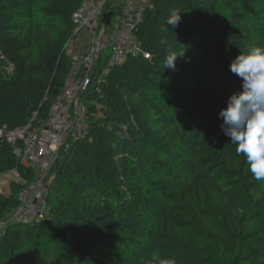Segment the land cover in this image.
Returning <instances> with one entry per match:
<instances>
[{"label": "trees", "instance_id": "trees-1", "mask_svg": "<svg viewBox=\"0 0 264 264\" xmlns=\"http://www.w3.org/2000/svg\"><path fill=\"white\" fill-rule=\"evenodd\" d=\"M83 2L0 0V128H17L32 119L36 126L47 120L73 69L67 47L74 40L73 15ZM172 11L181 12L174 32L164 27ZM135 36L152 58L129 56L111 65L104 82L94 81L80 95L87 102L89 133L60 151L52 166L49 211L40 223L10 220L19 206L18 193L33 183L35 171L0 138V174L18 170L22 176L20 181L12 180L8 194L0 192V241L4 237L1 243L10 244L9 251L0 254V264H46L22 254L28 246L22 232L26 227L38 229L45 239L55 236L64 264H119L117 256L124 262L132 242L141 244L155 235L152 228L170 247L191 254L199 264H264V191L260 192L245 158L237 155L224 135L218 118L228 97L240 88L230 62L240 51L264 45V0H153L143 11ZM181 53L175 70L164 68L169 55ZM108 57L106 52L98 60L103 62L98 74L106 68ZM104 104L108 111L97 118V105L103 108ZM150 113L156 120L143 118ZM157 125L166 129L158 131ZM159 132L164 133L162 138ZM152 133L177 156L191 154V171L179 181L167 172V183L153 185L167 209L158 227L147 228L136 225L135 215L133 222L128 221L126 210L128 204L143 206V196L152 191L143 182L150 178L156 182V173L141 169L127 179L120 176L119 167L127 175L129 165L124 161L137 160L125 148L131 140L136 146L140 135ZM120 145L125 150L117 158L114 154ZM87 155L95 159V177L102 185L100 200L95 202L62 190L64 182L73 190L85 187L83 157ZM160 161V167L166 168ZM68 211L72 222L62 229ZM118 213L123 218H115ZM114 241L121 250L110 246ZM105 247L113 257L105 258L109 254Z\"/></svg>", "mask_w": 264, "mask_h": 264}, {"label": "rangeland", "instance_id": "rangeland-1", "mask_svg": "<svg viewBox=\"0 0 264 264\" xmlns=\"http://www.w3.org/2000/svg\"><path fill=\"white\" fill-rule=\"evenodd\" d=\"M152 1L153 0H145V3L142 4V0H134L135 8H137V9H141L144 7L146 8L148 5H151ZM118 2H119V5L117 6V8H114L113 4H112L113 1H112L110 3V5L106 8V10L103 12L105 14L101 15L99 17L100 22L105 21L107 23L106 33L110 34V35L116 31L117 21H118V17H119L118 14L120 13V6L123 4L122 3L123 0H118ZM114 14L116 16H114ZM99 33H100L99 29L95 30L94 32H92L90 30H84L83 33H80L78 35H75L72 33L73 34L72 38H74V40H72L70 46L67 47V51H68L70 58L73 60V69H72L71 74L68 76L66 82L68 80H79V78L82 79L83 77H89L91 79L92 83H94V81H95L98 84H100L101 82L105 81V76L108 73V69L111 66L110 63H108V60H106L107 61L106 68L104 69V67H103L102 72L99 74H98V65L103 64L102 61H100L101 63L98 61L95 65L90 66V67L86 66L84 64V56L89 53V50L91 47V42H93L92 40H94V38L99 37ZM84 68H85V71H84ZM91 87H92V85H91ZM100 87L97 86L96 88H98L100 91ZM54 102L52 103V106H53ZM93 103H96V101H93ZM81 104H82V108H84L85 111H87L86 110L87 109L86 108L87 102L84 100V102L82 101ZM174 108L177 110H180L178 108V106L176 107L174 105ZM51 109H52V107H51ZM51 109H50V111H51ZM100 109H102L104 111V113ZM107 111H108L107 105L104 104L103 108L101 106L97 105V113H96L97 118L103 116V114H106ZM185 112L189 113V115H194V113H195L194 111L191 112V110H189L188 108L185 109ZM151 113H150V116L146 115L143 118L145 120H147V119L156 120L155 115L152 114V116H151ZM48 117H49V115H48ZM48 117H47V119H48ZM151 117H152V119H151ZM156 117L158 118L157 115H156ZM87 119H88V117H87ZM172 120L175 121L174 118ZM172 120L171 119H168V121L165 120L167 123L169 122L171 128L174 127V126H172V123H173ZM46 121H45V123H46ZM28 123H26V124H28ZM45 123L40 124V122H39L40 125L37 123L36 126L39 125V126H37L38 129H42L43 126H45V125H43ZM25 125H23V126H25ZM23 126H18V127H23ZM156 129H158V131H159V130H163L166 128L165 127H159L157 125ZM159 135L162 138L164 133L159 132ZM140 136L142 137V139L140 141H138V143H136V146H135V144H133L134 142H132V140L130 139L131 140L130 141L131 146H128L125 148L126 150H128L127 152H129V154H132L133 160L136 159L137 162L136 161L130 162L129 160L124 161V162H126L127 166L129 165L128 166L129 171L127 172V175H126V171L124 170V167H119L120 176L122 178L128 179V176H131V175L135 176L137 174L139 175V173H140L139 171H141V169L142 170L151 169L154 173H156V177H155L156 182L152 181L151 178L147 182H143L146 186L148 185V187L152 188V191L147 192L146 195L143 196V198H145V201L142 204L143 206L136 207L135 205L128 204L127 207L130 210H126V213H127L128 221L130 220V222H133L135 220L132 218V215H135L137 217V224L136 225H138L139 227L140 226L141 227L146 226L147 228L158 227L157 224L160 223L161 220L163 219V214H164L165 210L167 209V205L164 202V199L158 193V190L156 189L157 187L155 188L153 185L160 186V185L167 183V182H165L166 181L165 177H167V175H166L167 172L171 173V177L175 178V180L179 181L180 179L185 178L182 174H185V173H188L191 171V162H190L191 154H190V156L187 155V156L180 157V156H177L175 153L166 150L165 146L162 145L161 143H159V141H157L156 137L158 138V135H154L153 133H152V135H150L148 137H145L143 135H140ZM125 149H123V147L120 145L117 148L114 156L117 158H120V154L122 152H124ZM83 158H84L85 163L87 165V171H86V177H87L86 182L87 183L85 184V187L83 189L81 188V189H74L73 190L70 185H68L67 183L64 182V185L62 186V190H65L66 192L72 193L71 195L69 193V196H73V194L75 196L77 195L79 198H81V200H83L85 202H89V201L95 202L97 200H100L98 193L101 191V188H102V185L100 184V180L96 179L95 173H94V164H95L94 161H95V159L92 157L93 158V160H92L90 155L89 156L87 155V157L84 156ZM161 159L164 160L165 161L164 163L167 164L166 168L160 167L162 164V162L160 161ZM136 163H137V165H136ZM175 163H176V165H175ZM120 164H122V162H120ZM177 164H179V166H177ZM180 164L182 166H180ZM163 169H165V170H163ZM13 171L14 170L9 171V172L4 173V174H1L0 188H2V191L0 190V192H3L5 194H8L10 192L12 180H16L14 177ZM50 171H51L50 172V184H51V181L53 179V174H55V173L53 172L52 169ZM54 171H56V170H54ZM178 183H181V182H178ZM259 184H260V192H263L264 191V182L259 181ZM49 187H50V185H49ZM112 189L115 192H116V190H118L115 182H113V184H112ZM48 192H49V189H48ZM109 194L110 193H107V195H109ZM114 204L116 206L120 205L117 202H114ZM125 207H126V205H122V208H125ZM236 209L238 210V207H236ZM64 218L65 219L63 221L61 220V224H60L62 229H64L63 227H66L68 224H71V222H72V215L70 214L69 211H68V213L65 214ZM115 218L119 219V218H123V216L118 213V215H116ZM108 221L110 223H112L111 218H108ZM67 222H68V224H67ZM2 223L4 224V225H2V229H3V226H5L6 221L5 222L3 221ZM115 223H117V221ZM111 227H116V225H113ZM37 230L38 229L26 227L22 231L24 233V235L26 236L27 242H28L27 251L25 250V252H23L22 254L26 258H30L37 263H40V261L41 262L44 261L46 264H64V260H63V256H62L63 255L62 249L59 247V245L57 243L58 242L57 238H55V236H53V238L51 240L42 238V235H40ZM152 230H153L155 235L151 236V238L148 237V239L143 240V242L141 244L136 240L134 242H132V246L128 247L129 248L128 252H129L130 256L127 260H125L124 262H120L119 261L120 258L117 256L116 260L118 259L119 264H158V262L161 260H163L165 262H167L169 260H174L175 264H199L191 254L186 253V252H182V251H179L175 248L170 247L165 242V240L161 239L160 235H158L157 229L152 228ZM1 231H3V230H1ZM4 234L7 235L8 232L7 231L3 232L2 237ZM6 235H5V237H6ZM3 239H4V237H3ZM1 241H0V243H1ZM116 243L117 242L114 241L113 243H111L110 246H117ZM9 245L10 244L7 242V240H4L0 244V254H5L7 251H9ZM100 248L101 249L104 248V245H101ZM109 248H111V247H109ZM118 248L120 249V248H122V246L118 245L117 249ZM106 249L108 251H106ZM134 250L137 251L136 254L133 252ZM104 251L109 253V254L105 255L106 259L108 257L114 256L112 254L113 252L109 251L108 247L107 248L105 247Z\"/></svg>", "mask_w": 264, "mask_h": 264}, {"label": "built area", "instance_id": "built-area-1", "mask_svg": "<svg viewBox=\"0 0 264 264\" xmlns=\"http://www.w3.org/2000/svg\"><path fill=\"white\" fill-rule=\"evenodd\" d=\"M112 1L113 7L117 8L118 0H84L73 15V34L78 35L84 30H100L99 37L92 40L89 53L84 56L86 66L95 65L106 52L109 57L104 60H108L110 65H119L129 56L152 58V54L142 47L135 36L145 7L137 9L134 0H123L116 31L110 35L106 33L107 23L100 22L99 17L104 15L103 12ZM144 3L145 0H142ZM91 85L93 83L89 77L68 80L42 129L34 126L33 120L23 127L0 128V138L10 143L14 154L35 171L33 183L18 193L19 206L10 217L12 222L37 224L47 217L50 170L61 150L69 149L72 140L89 133L87 111L82 108L80 95L87 92ZM13 174L15 181L22 180L18 170H14Z\"/></svg>", "mask_w": 264, "mask_h": 264}, {"label": "clouds", "instance_id": "clouds-1", "mask_svg": "<svg viewBox=\"0 0 264 264\" xmlns=\"http://www.w3.org/2000/svg\"><path fill=\"white\" fill-rule=\"evenodd\" d=\"M181 12L172 11L165 21V30L176 29ZM184 52V51H183ZM181 54L169 55L164 68L175 70ZM230 72L240 80V88L227 99L218 112L220 128L235 145L237 155H243L252 177L264 182V45H254L232 59ZM158 264H175L161 260Z\"/></svg>", "mask_w": 264, "mask_h": 264}, {"label": "crops", "instance_id": "crops-1", "mask_svg": "<svg viewBox=\"0 0 264 264\" xmlns=\"http://www.w3.org/2000/svg\"><path fill=\"white\" fill-rule=\"evenodd\" d=\"M0 178H1V174H0ZM0 190L2 191V188H0ZM1 193H3V192H1ZM5 194V193H4Z\"/></svg>", "mask_w": 264, "mask_h": 264}]
</instances>
